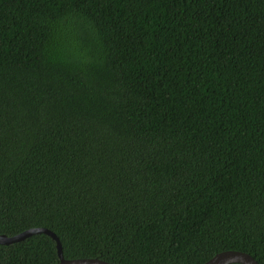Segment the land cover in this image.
Instances as JSON below:
<instances>
[{
	"label": "trees",
	"instance_id": "obj_1",
	"mask_svg": "<svg viewBox=\"0 0 264 264\" xmlns=\"http://www.w3.org/2000/svg\"><path fill=\"white\" fill-rule=\"evenodd\" d=\"M32 227L70 259L264 264V0H0V235Z\"/></svg>",
	"mask_w": 264,
	"mask_h": 264
},
{
	"label": "water",
	"instance_id": "obj_2",
	"mask_svg": "<svg viewBox=\"0 0 264 264\" xmlns=\"http://www.w3.org/2000/svg\"><path fill=\"white\" fill-rule=\"evenodd\" d=\"M38 233H45L53 237L57 244V250L59 255V261L54 264H113L107 260H103L97 257H83V258H66L63 253L62 243L55 232L45 227H32L26 229L18 234L8 236L5 234L0 235V245L2 244H12L15 242H20L32 235ZM231 263H242V264H260L258 260L251 254L237 250L229 249L218 252L209 260L203 264H231Z\"/></svg>",
	"mask_w": 264,
	"mask_h": 264
}]
</instances>
